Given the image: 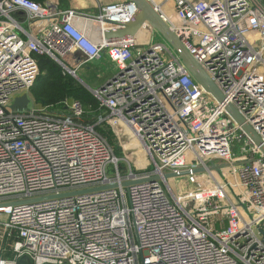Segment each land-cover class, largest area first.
<instances>
[{"label": "built area", "instance_id": "1", "mask_svg": "<svg viewBox=\"0 0 264 264\" xmlns=\"http://www.w3.org/2000/svg\"><path fill=\"white\" fill-rule=\"evenodd\" d=\"M171 2V14L155 8L223 103L164 41L137 47L135 37H104L132 17L128 0L88 17L0 0V264L23 256L33 264H264V158L225 108L264 143V0ZM39 55L67 67L68 56L77 67L103 56L113 63V76L89 90L98 100L93 123L76 100L10 109L23 94L32 101ZM97 125L128 130L152 170L128 164L122 173ZM170 179L199 187L173 193Z\"/></svg>", "mask_w": 264, "mask_h": 264}, {"label": "water", "instance_id": "2", "mask_svg": "<svg viewBox=\"0 0 264 264\" xmlns=\"http://www.w3.org/2000/svg\"><path fill=\"white\" fill-rule=\"evenodd\" d=\"M131 2L136 10L133 13L132 17L122 23H119V26L116 28L106 29L103 34L107 40L113 39H121L132 37L134 38L139 30L143 26H148L152 31L156 32L158 36L167 43L170 48L177 54L178 59L187 69V71L191 74L194 80L202 87V89L211 94L217 101L223 103V95L218 87L214 84L211 78L205 73V71L201 68V66L194 60V58L189 54V52L182 45L179 38L176 34L170 29L168 24L163 20L160 13L157 11L155 6L149 0H128ZM43 4L51 9L54 12L59 10L58 4L53 2L52 0H46ZM55 62H57L62 68L73 76L83 87L90 90L91 88L83 83L80 78L75 75V72L67 67L59 58H55ZM29 103V98L27 94H23L14 99L13 103L10 105V109L14 111H25L27 109V105ZM225 108L229 115L237 122L242 131L249 137V139L259 148L260 152L264 158V143L257 136V134L253 131V129L244 122L242 116L236 111V109L231 104H226ZM246 162V161H245ZM250 162V161H248ZM224 164H213L209 165V170H218L220 167H223ZM197 171H204V168H199ZM183 174V173H182ZM176 174L173 172H166L163 174V178H172L175 177ZM160 178L158 175H154L151 179L155 180ZM124 186H127L128 183H123ZM102 187H96L91 189L77 190L72 191L69 194H80L83 192H92L94 190H100ZM42 198V197H41ZM45 199V198H42Z\"/></svg>", "mask_w": 264, "mask_h": 264}, {"label": "trees", "instance_id": "3", "mask_svg": "<svg viewBox=\"0 0 264 264\" xmlns=\"http://www.w3.org/2000/svg\"><path fill=\"white\" fill-rule=\"evenodd\" d=\"M33 1L44 2L46 0ZM36 59L39 73L30 88V95L34 102L38 106L50 110L55 108L62 109L65 101L76 100L85 109L83 120L93 123L98 115V100L95 96L49 56L39 55ZM96 128L107 139L117 156L116 150L119 152L121 150L116 145L117 141L113 131L110 128H104L103 125H97ZM9 252H6L5 256L10 254ZM17 264H33V262L28 257L23 256L17 260Z\"/></svg>", "mask_w": 264, "mask_h": 264}, {"label": "rangeland", "instance_id": "4", "mask_svg": "<svg viewBox=\"0 0 264 264\" xmlns=\"http://www.w3.org/2000/svg\"><path fill=\"white\" fill-rule=\"evenodd\" d=\"M54 1L58 2L59 5L62 6V3H64V2L67 3V1H69V0H54ZM91 1H93L95 3L99 2L101 4H105V3H110L112 0H91ZM151 1L155 4L158 2V0H151ZM144 28H146V27H144ZM147 28H148V26H147ZM151 41L152 42H163V40L158 36V34L156 32L153 34ZM65 61L68 62V65L71 69L75 68V75L78 78H80V80L83 83L88 82L90 85L94 86L95 88L99 87L100 81H102V82L104 81L105 78L102 80L101 75H102V73H105L106 71H108L110 66H111V68H113V73H110V75L111 74L113 75L116 72V68L113 65L107 64V62L103 63L104 61L96 62L95 68L92 66L93 64H83L82 66L77 67L76 64L72 63L69 56L65 59ZM88 67H90L91 69ZM84 69L87 70L86 74L84 73ZM111 76L109 78H111ZM105 82H103V84ZM88 83H86V84H88ZM27 108L28 109H32V108L37 109V108H40V106H38V104H36L35 102L30 101L27 105ZM115 135H116V141H117L116 145H118V147L120 148V150L122 152V154H120L121 152L116 150L117 156L122 157L121 161L119 163L120 170L122 173H124L126 171L128 164L131 165V168L133 170H137V171H141V170L150 171V170H152V168H153L152 162L150 161V159L146 156V154L142 150L141 151L139 150L140 147L138 145V142L131 135H129L128 130L122 129V131H116ZM114 147H117V146H114ZM107 175H109V176L113 175V170H112L111 166H109L107 169ZM168 186H169V189L173 193L185 194V193H189L190 189H195V188L199 187V183L195 182V181H191L189 179H187L186 181L185 180L180 181V180H176V179H170L168 181Z\"/></svg>", "mask_w": 264, "mask_h": 264}, {"label": "crops", "instance_id": "5", "mask_svg": "<svg viewBox=\"0 0 264 264\" xmlns=\"http://www.w3.org/2000/svg\"><path fill=\"white\" fill-rule=\"evenodd\" d=\"M149 1L152 3L153 6H156V8H160V10L164 14H171V11H170V9L172 8L171 0H158V2L156 4L153 3L151 0H149ZM124 2H127V0H112L110 3H105V4H101L99 2L95 3V2H93L91 0H75V1L74 0H69V1H67V3L64 2V3H62V6H60L59 3L55 1V3H58V7L60 9H74V10L80 12L81 14L87 16V17L88 16L97 15L99 13L100 7L103 6V5L121 4V3H124ZM20 18H22V16ZM45 23L46 22H43V21L33 23L32 26H31V27H34V28H32L33 29V33H36V30H38L41 26L45 25ZM144 27H146V28H144ZM100 28H101V26L99 24H95V29L99 30ZM154 33L155 32L152 31L149 27L147 28V26H143L139 30L137 35L135 36L137 47H145L147 45V43L149 41H151V38L153 37ZM99 61H104L103 63L107 62V64L113 65V63L108 59L107 56H103V58L101 60H99ZM96 62H98V61L92 62L90 64H93L92 66L95 68ZM88 68H90V67H88ZM84 73L86 74L87 70L84 69ZM110 73H113V68H111V66L109 67L108 71H106L105 73H102V75H101L102 76V80L105 78L103 82H105L112 75V74L110 75ZM101 82L102 81H100L99 86L103 84V82L102 83ZM86 83H88V82H86ZM87 85L90 88H95L94 86L90 85L89 83ZM32 101L34 102L33 99H32ZM96 119L97 118H95V120ZM92 120H93V118H92Z\"/></svg>", "mask_w": 264, "mask_h": 264}, {"label": "bare ground", "instance_id": "6", "mask_svg": "<svg viewBox=\"0 0 264 264\" xmlns=\"http://www.w3.org/2000/svg\"><path fill=\"white\" fill-rule=\"evenodd\" d=\"M139 148V147H138ZM139 150H140V148H139ZM141 151V150H140Z\"/></svg>", "mask_w": 264, "mask_h": 264}]
</instances>
